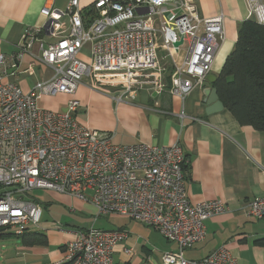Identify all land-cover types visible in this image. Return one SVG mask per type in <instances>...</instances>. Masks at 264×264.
Masks as SVG:
<instances>
[{
    "label": "built area",
    "instance_id": "built-area-1",
    "mask_svg": "<svg viewBox=\"0 0 264 264\" xmlns=\"http://www.w3.org/2000/svg\"><path fill=\"white\" fill-rule=\"evenodd\" d=\"M245 1L248 19L264 26V0ZM91 8L95 15L87 26L79 0H67L64 10H40L43 25L24 32L11 60L28 57L22 74L33 76L38 65L51 77L27 93L6 81L10 61L0 54V234L36 232L42 207L28 195L44 190L92 205L93 222L116 216L153 229L177 246L160 264H236L226 247L185 259V251L204 241L206 221L227 207L218 200L189 203L188 162L178 144L115 145L112 134L76 122L75 99L60 112L38 106L44 97L73 96L80 85L106 93L104 87H116L131 97L140 90L153 97L167 91L183 103L206 82L224 40L223 15L200 17L195 0H96ZM85 46L87 63L77 59ZM241 209L262 220L264 198ZM126 238L125 231L90 226L66 243L59 264H116L114 248Z\"/></svg>",
    "mask_w": 264,
    "mask_h": 264
},
{
    "label": "crops",
    "instance_id": "crops-1",
    "mask_svg": "<svg viewBox=\"0 0 264 264\" xmlns=\"http://www.w3.org/2000/svg\"><path fill=\"white\" fill-rule=\"evenodd\" d=\"M95 1L79 0L86 26L94 18L88 11ZM195 3L200 17L212 18L219 14L224 17V40L208 75L216 80L236 42L239 26L248 20L246 1L195 0ZM66 4L67 0H0V54L10 61L6 81L23 93L36 82L49 79L51 71L37 65L33 76H27L22 72L27 68L29 58L20 62L11 58L18 53L24 32L43 25L45 18L40 15L43 7L64 10ZM63 22L67 25L66 19ZM41 37L46 43L55 41L44 35ZM89 49V46L84 47L77 59L89 62ZM213 84L206 80L203 87L194 89L183 103L167 91L153 97L140 90L131 97L123 94L120 88L104 87L106 93L92 90L87 85L78 86L73 96L60 94L42 100H46L44 109L60 112L69 99H75L79 103L76 122L112 134L115 145L178 144L188 162L186 196L189 203L218 200L227 207V212L206 221L204 241L185 251V259L200 260L216 249L226 247L236 264H264V246L257 244L264 239V218H249L241 209L253 199L264 198V132L239 125L224 108L206 115L203 93L206 88H214ZM49 193L70 213L96 215L95 208L88 203ZM110 218L115 225L104 231L127 232L126 240L114 248L116 264H160L163 253L177 250L175 244L165 241L151 228L122 217ZM96 221L92 220L90 226L100 230L94 226ZM71 223L66 227L54 225L38 231L46 237L45 246L23 245L14 238L20 244L6 242L10 238L2 240L0 264H59L64 258L66 243L76 232L86 229ZM125 250H131V254L127 255Z\"/></svg>",
    "mask_w": 264,
    "mask_h": 264
},
{
    "label": "trees",
    "instance_id": "trees-1",
    "mask_svg": "<svg viewBox=\"0 0 264 264\" xmlns=\"http://www.w3.org/2000/svg\"><path fill=\"white\" fill-rule=\"evenodd\" d=\"M88 13L95 15L92 8ZM213 86L224 109L239 125L264 132V26L253 19L241 23L233 49ZM8 238L28 246L47 244L38 231L20 236L0 234V241ZM257 244L264 246V239Z\"/></svg>",
    "mask_w": 264,
    "mask_h": 264
},
{
    "label": "rangeland",
    "instance_id": "rangeland-1",
    "mask_svg": "<svg viewBox=\"0 0 264 264\" xmlns=\"http://www.w3.org/2000/svg\"><path fill=\"white\" fill-rule=\"evenodd\" d=\"M85 49H88V48H85ZM27 81L32 82L30 81V79H28ZM21 86L23 87L22 84ZM45 105H46V100L38 101L39 107L44 108ZM28 196L29 198L33 199L36 203L40 204L42 207V215H41V219L39 223V229L37 230L39 232L42 231L41 229H45L48 227L51 228V226H54V225L59 226V227H66V224H72L71 222H74L76 226L87 228L92 224V220L95 217V215L94 216L93 215L92 216L79 215L77 213L75 215V213H73L72 211H71L72 213H70L63 206L57 203L55 199L52 196H50V193L48 191L32 190ZM58 222L60 225L57 224ZM114 225L115 223L110 217L108 218V217L100 216L97 219L94 226L95 228H98L100 230H108L109 228H112ZM7 234H12V233L7 232ZM0 242H1L0 244H2V241ZM6 242L13 243V245L20 244L18 240H14L13 238H10V240Z\"/></svg>",
    "mask_w": 264,
    "mask_h": 264
},
{
    "label": "water",
    "instance_id": "water-1",
    "mask_svg": "<svg viewBox=\"0 0 264 264\" xmlns=\"http://www.w3.org/2000/svg\"><path fill=\"white\" fill-rule=\"evenodd\" d=\"M50 21H48L44 25V29L46 30L49 27ZM181 43H176L175 46L180 45ZM208 82L213 84L215 82V78L212 76L210 79V76H207L206 79ZM205 99L203 100V104L205 105V113L206 115L214 114L217 112H220L223 110V105L219 101L217 92L215 88H206L203 93Z\"/></svg>",
    "mask_w": 264,
    "mask_h": 264
}]
</instances>
